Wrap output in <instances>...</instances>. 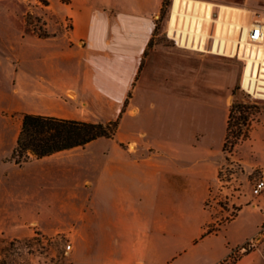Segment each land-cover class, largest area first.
Masks as SVG:
<instances>
[{
	"label": "crops",
	"instance_id": "obj_1",
	"mask_svg": "<svg viewBox=\"0 0 264 264\" xmlns=\"http://www.w3.org/2000/svg\"><path fill=\"white\" fill-rule=\"evenodd\" d=\"M163 1L0 0L1 108L22 115L117 121L111 138L17 164L3 158L12 153L20 125L13 128L11 117L0 116V124H6L0 128V225L16 224L29 209L27 220H36L46 233L71 226L66 231L73 240L70 264H217L252 238L253 248L232 264H264V232L259 234L264 194L212 233L205 231L211 222L206 214L193 212L179 221L178 200L206 194L218 151L181 146L161 135L159 127L139 124L158 109L157 100L169 85L181 84L164 74L178 75L182 52L214 53L204 49L207 39L201 47V35L200 46L195 45V29L194 46L182 38V45L172 39L174 48L157 42L154 27ZM28 15L41 17L42 24L35 26ZM176 19L172 26L170 9L169 38L171 27L181 32L185 27L184 18L180 26ZM209 91L203 86L200 95ZM125 121L131 123L127 129ZM223 139L224 134L220 145ZM97 141H108L109 152L85 158ZM164 197L170 204H162ZM162 245L180 248L160 262Z\"/></svg>",
	"mask_w": 264,
	"mask_h": 264
},
{
	"label": "rangeland",
	"instance_id": "obj_2",
	"mask_svg": "<svg viewBox=\"0 0 264 264\" xmlns=\"http://www.w3.org/2000/svg\"><path fill=\"white\" fill-rule=\"evenodd\" d=\"M197 1L213 3V12L216 14L219 13L220 5L236 8L237 17L240 16L246 20L240 22V26L248 27L250 21L255 19L264 22V0ZM172 5L173 0L163 1V8L154 27V33L158 35L157 42L166 48L176 46L166 33ZM182 9L181 7L180 11L178 10L180 15H177L179 26L182 23H179L180 16L183 15ZM192 12V10H186L184 14L201 16L199 12L195 14ZM212 17L209 14V18ZM28 19L35 26L42 24L41 17L28 15ZM231 21L227 19L226 23L223 22L222 26L226 28V33L223 36L216 34L215 28L217 27L214 25V21L202 22V28L197 36L201 35L203 42L207 39L206 44L204 43L205 47L203 45L205 50L212 46V38L208 37L210 32L213 33L215 40L220 37L226 38V42H229L230 45L232 40H236L237 29L234 35L232 31L236 28L235 22ZM183 31L185 32V27ZM254 47L250 48V53ZM182 53L185 56L177 61L180 64L178 75L172 71L164 74L165 79L169 82L174 79L181 84L176 87L169 85L166 95L157 100L158 109L152 111L151 117L141 119L139 124L151 130H154L155 126L159 127L161 135L173 137L181 146L200 144L213 151H218L213 181L208 186L206 194L201 198H180L178 200L179 221L190 216L193 212L206 214L211 222L206 224L205 231L212 233L222 223L236 215L243 205L254 203L257 196L252 194L253 184L264 177V96H262L264 95V59H260L258 64L256 62L253 64V68L257 65L258 82L256 87L261 91L251 92L249 88L242 86L245 61L227 55L229 51L225 52V55H215L203 51L199 53L189 49ZM255 60L257 61L258 57ZM203 86L212 89L215 93L209 91L207 95H200V89L203 90ZM2 100L3 96L0 94V116L11 117L13 128L20 125L22 113H9L2 109ZM235 100L255 105L256 110L252 120H248L245 125H242L244 136L237 139V125H234L235 120H232L229 138L225 144H223V139L220 145L223 134L224 138L226 134L223 106L226 107L227 113L229 105ZM236 115L238 116V113ZM5 126L6 124H0V128ZM124 126L127 129L131 123L125 121ZM5 142L3 151L9 153L11 135L6 138ZM109 146L108 141H97L86 151L84 157L87 158L102 152L108 153ZM190 157L194 158L193 155ZM3 160L13 163L9 155ZM32 184L34 185L33 182ZM162 204L164 206L170 204V200L164 197ZM28 210H25L24 221L20 220L7 227L0 225V260H3L5 264H70L73 240L66 231L70 232L72 227L46 233V231H42V225L36 220H27L32 216V212L29 213ZM70 210L73 213L75 208ZM203 222L204 218L201 220L202 226ZM261 231L264 232V229ZM195 233H193L194 237ZM258 237L256 236V238ZM68 244L71 247L66 249ZM250 245L247 247L248 250L253 248ZM177 248L180 247L162 245L160 262Z\"/></svg>",
	"mask_w": 264,
	"mask_h": 264
},
{
	"label": "trees",
	"instance_id": "obj_3",
	"mask_svg": "<svg viewBox=\"0 0 264 264\" xmlns=\"http://www.w3.org/2000/svg\"><path fill=\"white\" fill-rule=\"evenodd\" d=\"M255 105L235 100L228 107L225 122L226 134L224 143L229 138L230 124L235 120L237 139L245 135L242 125L252 120ZM238 113V116L236 115ZM117 121L86 122L63 117L26 114L21 117L20 130L10 158L17 164L34 158L47 157L60 151L76 147H85L97 138H111L116 131ZM0 264H5L0 260Z\"/></svg>",
	"mask_w": 264,
	"mask_h": 264
},
{
	"label": "bare ground",
	"instance_id": "obj_4",
	"mask_svg": "<svg viewBox=\"0 0 264 264\" xmlns=\"http://www.w3.org/2000/svg\"><path fill=\"white\" fill-rule=\"evenodd\" d=\"M185 6H187L189 10H192L193 11L192 13L195 14V13L199 12L201 15L200 17L199 16L196 17L194 15L189 16L187 14H185V15L183 14L180 16V20H179V23H181L183 21V18H184L185 29L189 27L188 30L190 32V35L188 38V45L191 44V41H192L191 34H192V31L195 29V32H196V34H195V45L199 46L197 34L200 32V29L202 28V20H205L206 23L209 21L210 10H212V7L214 6V4L209 3V2H204V1H197V0H173V6L171 9V24H172V26L175 22V19H176L177 13H178V9H180V7L183 8ZM219 7H220V10H219L220 15L218 13V19L216 20V27L217 28H215L217 35L221 34L223 36L226 33V31H225L226 28L222 25H223V22L226 23L225 20H227V19H229L230 21L231 20L234 21L236 28L240 27V22L246 21L243 18H241L240 16L237 17V9L236 8L231 7V6H223V5H220ZM202 16H204V18ZM171 28H170V32H171ZM246 29H247V26L244 25V29L242 31L243 37L245 36ZM182 40H185L184 36L182 37ZM202 45H203V41H202L201 47H203ZM229 47H230L229 42L225 43V41L222 40L220 47H219V53L224 52V51L228 52ZM255 48H258V49H255ZM212 50L213 51L218 50L217 40L214 42V47H212ZM251 51H252L251 52V58L248 59L246 66H244L243 85L242 86L245 88H249L251 92L261 91L258 87H256L257 82H258L257 72H256L257 65L253 68V62H256L258 64L260 59H264V44L260 45L259 47L255 46L253 48V50H251ZM256 57H258L257 61L255 60ZM263 65H264V62H263ZM259 84H260V82H259ZM262 96H264V95H262Z\"/></svg>",
	"mask_w": 264,
	"mask_h": 264
},
{
	"label": "built area",
	"instance_id": "obj_5",
	"mask_svg": "<svg viewBox=\"0 0 264 264\" xmlns=\"http://www.w3.org/2000/svg\"><path fill=\"white\" fill-rule=\"evenodd\" d=\"M214 13H215V16H214L213 21H214V25L216 26V20L218 19V14H216V12ZM236 29H237L236 40L235 41L232 40L231 45L228 48L229 53L227 55L243 60L247 64V61L251 56L250 48L252 46H259V45L264 44V22L259 19L251 20L249 23V26L246 29V33L244 37L242 36V31L244 29V26H240L239 28H234L232 31L234 35H235ZM186 34H188L187 30H185V32L184 31L181 32L180 28L177 27V29L171 30L170 38L173 39L177 44L182 45L179 43V39L184 36L186 42H188V38L190 34H188L187 37H186ZM216 40H217L218 50L213 51L212 47H214V42ZM216 40L214 37L212 38V46L209 49V51L214 52V54H217V55H225L226 54L225 51L219 53V47H220L222 40H224L225 43H227L226 38L222 39L220 37ZM191 44H193L194 46V41H191ZM183 45H187V44H183ZM253 64H255V62H253ZM263 191H264V177L258 179L253 184L252 194L254 196H259ZM261 229L262 230L264 229V224L260 227L259 234L263 233ZM254 240L255 238H252L249 241H246L242 246L232 249L230 253H228L227 256L221 261H219L217 264H232L238 258L240 253L248 250L247 247L251 243H253ZM70 247L71 246L68 244L66 249H69Z\"/></svg>",
	"mask_w": 264,
	"mask_h": 264
},
{
	"label": "water",
	"instance_id": "obj_6",
	"mask_svg": "<svg viewBox=\"0 0 264 264\" xmlns=\"http://www.w3.org/2000/svg\"><path fill=\"white\" fill-rule=\"evenodd\" d=\"M214 15H215V13H214Z\"/></svg>",
	"mask_w": 264,
	"mask_h": 264
}]
</instances>
